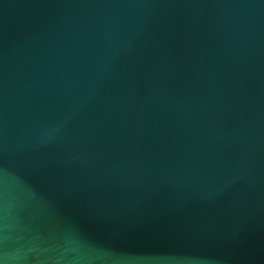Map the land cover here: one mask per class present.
<instances>
[{"label":"water","instance_id":"95a60500","mask_svg":"<svg viewBox=\"0 0 264 264\" xmlns=\"http://www.w3.org/2000/svg\"><path fill=\"white\" fill-rule=\"evenodd\" d=\"M0 264H264V0H0Z\"/></svg>","mask_w":264,"mask_h":264}]
</instances>
